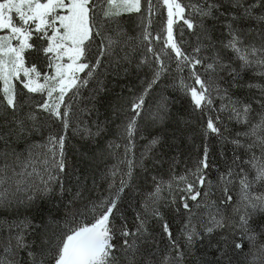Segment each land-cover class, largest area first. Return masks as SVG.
<instances>
[{"label": "snow or ice", "instance_id": "1", "mask_svg": "<svg viewBox=\"0 0 264 264\" xmlns=\"http://www.w3.org/2000/svg\"><path fill=\"white\" fill-rule=\"evenodd\" d=\"M162 3L167 9L166 38L157 52L152 47V34L148 30L151 17L156 13L153 0H0V106L6 107L13 115L15 127L10 129L9 134L22 137L29 132L25 118L17 115L24 106L17 99V83L26 90L24 103H29L33 95H40L43 99L35 104V108L61 126L58 133H48L45 143L30 145L27 156L17 154L15 149L0 153L5 159L12 158L11 164L5 162L0 166V211L14 212L21 207L43 211L40 201L61 197L60 203L50 201L53 209L49 210L47 217L58 231H50L47 224L42 231H38L33 218L27 215L0 221V229L6 232V236L0 238V264H186L198 241L210 238L214 232L225 228L234 229L232 235L239 237L231 241L235 250H242L246 240L253 264L256 261L264 264V241L258 242V235H264V223L258 226L259 233L253 227L256 218L264 216V0H187V3L162 0ZM142 12L146 14L139 17L141 25L147 21L142 42H148L147 52L152 54L158 66L143 93L131 105L134 115L123 125L121 135L128 141L124 146L125 156L133 152L145 97L167 71L164 57L172 59L173 53L177 71L182 72L187 67L189 77L194 81V84H188L181 78L179 88L190 97L194 110L207 116L203 129L205 138L214 134L233 145L231 164L218 175L215 184L207 173L210 167L207 144L202 158L191 172L195 182L187 183L186 176L179 177L180 181L186 182L180 191L187 193L180 198L187 213V220L179 232V238L184 241L183 248L158 207L160 193L165 184L172 188L171 181L151 177L153 191L145 196L144 211L136 214L132 227H129L118 207L122 195L131 185L134 169L140 167L147 171L143 161L159 143V138L152 139L139 163L127 159V172L121 176L119 187L115 182L119 169L113 167L109 173L112 177L108 185L109 195L91 202L87 211L73 207V202L82 198L81 191H77L67 202L62 199L66 192L71 191L65 187L64 176L61 175L67 172L65 147L69 131L82 140L93 141L105 131L104 124L93 121L90 125L82 118L72 127V102L80 97L81 89L88 85L104 58L119 43L109 33L114 31L117 37L122 34L120 17ZM208 21L213 22L211 27ZM217 23L223 30L222 39L218 41L212 36ZM176 24H181V33L185 26L197 33L198 43L193 49L196 55L190 56L182 50L174 37ZM111 25H116V28H111ZM248 37L253 39L248 40ZM155 39L159 41L161 37L157 35ZM34 40L42 43L37 45ZM93 45L97 48L94 63L88 59ZM209 48L213 50L212 56L201 58L199 54ZM222 50L232 54L227 63L221 55ZM30 52L44 58L45 71L36 63H28L26 53ZM141 63H148V60L144 59ZM198 66L208 74L207 79L202 77ZM85 72L82 77L80 74ZM220 73H226L227 79ZM245 76L251 78L245 80ZM220 80H225L227 87L222 86ZM98 83L101 84L97 90L99 93L104 89L103 82ZM238 89H246L247 94L242 98L235 96L233 90ZM217 100L220 102L218 106ZM94 110L93 105L91 109L81 111L88 113ZM167 111V103L162 102L151 114L152 119L162 122ZM212 112L217 115L213 117L209 114ZM221 113H227L228 121L240 126L230 140L218 127L223 120ZM26 119L32 122L31 131H39L34 112L28 113ZM0 141L7 144L3 136H0ZM113 147L119 148L120 145L110 142L108 148ZM35 149L41 151L36 152ZM38 157H43L41 163L47 173L46 179L35 166L34 158ZM29 168L31 171H28ZM33 176L40 177L42 187L34 181L29 182L28 178ZM233 185H238V200L235 203L230 194ZM205 186L207 190L202 193L200 189ZM214 187L223 193L219 204L231 205L237 220H231L225 215L227 207L218 206L217 201L210 198ZM201 196L205 199L200 200ZM189 200L197 202L195 209H205L201 220L202 231L192 221L196 213ZM175 202L173 198L172 203ZM53 210L63 211L62 226L51 214ZM89 214L92 220L85 223L84 218ZM117 216L121 220L119 226L116 224ZM148 216L162 221V232L169 242V252L159 261L154 248L156 242L148 228ZM34 235H39V242L35 238L29 239ZM117 237L119 243L115 242ZM223 241L225 251H221V257L226 256L227 237H223ZM195 264L210 262L200 259ZM226 264H232L230 256Z\"/></svg>", "mask_w": 264, "mask_h": 264}, {"label": "trees", "instance_id": "2", "mask_svg": "<svg viewBox=\"0 0 264 264\" xmlns=\"http://www.w3.org/2000/svg\"><path fill=\"white\" fill-rule=\"evenodd\" d=\"M182 2L187 3V0H182ZM153 4L156 7V13L151 17L152 23L149 29L155 32L160 25H156L153 22L154 20L158 23L161 21L162 16L157 11H162V5L160 0H153ZM142 14L146 13L124 14L120 17V30L122 34L117 37L114 31L109 33L119 43L114 45L111 54L104 58L101 67L97 70L94 77L89 80L88 85L81 89L80 97L72 102V127H75L82 118L84 122L90 125L93 121L104 124L105 131L96 137L94 141L82 140L79 136L72 135L71 131H69L65 147L67 172L61 175L64 176L65 187L71 191L66 192L62 199L67 202L72 199L77 191H81L82 198L74 201L73 207L87 211L91 206V202L99 201L101 198L109 195L108 185L112 180V177L109 175V170L114 166L115 158L120 161H125L117 165L119 172L115 177V182L116 186L119 187L121 176L127 172V159H133L136 163H139L141 155L149 149L152 139L159 138V143L151 149L148 157L143 161L147 171H143L140 167L134 169L131 185L122 195L118 207L126 218L129 227H132L136 214L138 212L143 213L144 211L143 200L145 196L153 191L151 177L157 176L165 182L171 181L172 188L169 189L165 184L160 194L161 200L158 207L164 220L168 222L173 236L177 237L178 243L183 248L184 241L182 238H179V232L187 220V213L182 208L180 198L186 196L187 193L180 191V189L185 187L186 182H195V177L191 175V172L195 170L198 161L202 158L206 144L209 148L208 163L210 165L207 173L209 179L215 184L218 175L225 172L231 164L233 145L220 140L214 134H209L205 138L203 129L206 127L207 116L195 111L190 97L185 95L179 88L181 78L188 84H194V81L189 77V69L187 67L182 72L177 71L173 53L172 59L166 58V61L164 60L167 65V71L153 85L145 97L144 108L138 120V130L134 137L133 152L125 156L124 146L128 141L121 135L123 125L131 118L130 116L134 115L130 110L131 105L143 93L145 87L152 79L153 70L158 66L152 54L147 52L148 42H142L143 28L147 24V21H145L144 25H141L139 17ZM212 23V21H208L210 27ZM110 27L115 29L116 25H111ZM184 28L183 33H181V26H175L174 37L181 45L182 50L187 54L191 51L190 56L196 55L192 52V48L194 46V40H196V44L198 43L197 33L187 30L186 26ZM222 31L221 25L217 23L215 30L212 32L213 39L216 41L222 39ZM156 36L154 35L152 37V44L156 45L159 50V48L163 47V40L157 41L155 39ZM163 38H165V35ZM252 39L253 37H248V40ZM33 43L40 45L42 42L34 40ZM97 43H99V40H97ZM204 43L207 44L208 41H204ZM166 51L171 52L170 49H166ZM96 52V45H93L88 55V59L93 63L96 58ZM212 54L213 50L209 48L202 51L199 56L201 58L204 56L211 57ZM221 55L224 57L226 63L232 56L230 52L223 50L221 51ZM145 56L148 58V63L142 65L141 61ZM26 58L28 63H36L42 71L46 70L45 60L42 56L30 52L26 53ZM233 66L235 67V65ZM200 69L202 77L207 79L208 74L204 72L202 67L198 66V70ZM80 75L83 77L86 75V72ZM220 76L225 77V80L227 79L226 73H220ZM250 78V76H245V80ZM225 80H220L219 82L222 86L227 87ZM99 81L103 82L102 87L104 90L98 93L97 90L101 88V84L98 83ZM233 91L235 96L241 98L247 94L246 89ZM17 92L18 101L24 104L17 115L25 118V124L29 128V132L25 133L22 137L10 135V129L15 127L12 123L13 115L6 107L0 106V136H3L7 140V144L0 141V153L15 149L17 154L23 153L24 156H27V149L30 145L45 143L48 133H58L61 126L58 122L49 118L46 113L38 111L35 108V104L41 102L43 97L33 95L29 103H24L27 99L26 90H23L21 86L17 85ZM162 102L167 103V115L162 122L155 121L152 119L151 114L157 111L158 106ZM219 103L217 100L216 105L218 106ZM93 105L95 106L94 111L88 113L81 111L85 108L91 109ZM144 111L147 113L144 114ZM30 112H34L37 116L35 123L39 131H31L32 122L26 119L27 114ZM214 113L209 114L215 117ZM220 115L223 117V120L218 124V127L221 128L224 136L230 140L240 130V126L228 121L227 113H221ZM225 126H227L226 131ZM110 142L119 144L120 147L109 149L108 145ZM35 151L39 152L41 149H35ZM21 158L23 159V156ZM34 159L37 170L46 179L47 173L44 172V166L41 163L43 157ZM5 162L11 164L12 158L5 159V157L0 155V166ZM28 171H31V168ZM181 176H186L187 181H180L179 177ZM173 177L176 179H173ZM28 179L29 182L34 181L36 185L42 187L40 177L33 176ZM231 188L230 194L233 196V203H235L238 200V185H233ZM205 190H207V186L204 189H200L202 193ZM222 196L223 193L219 188L214 187L210 198L216 200L218 206L222 208L227 207L228 211L225 215L231 220H237L238 217L233 214L231 205L225 206L219 204ZM173 198H175V204L172 203ZM204 199L203 196L200 197V200ZM60 200L61 197L54 196L49 198V200L40 201L39 203L43 211H37L35 209L29 210L23 207L14 212L0 211V221H11L27 215L33 218L37 230L42 231L46 224H51L47 219L49 210L53 209V203L50 201L60 203ZM188 203L196 213L192 217V221L197 226V229L202 231L201 220L205 209H195V203L197 202L189 200ZM177 208H179V211H177ZM51 214L62 226L63 211L56 212L53 210ZM147 219L149 231L156 242L154 248L157 250V260L159 261L163 255L169 252V242L162 232V221L153 219L151 216H148ZM91 220L92 216L90 214L84 218L85 223H90ZM120 223L121 220L117 216V226ZM262 223H264V216L257 217L254 221L253 227L257 233L260 232L258 226ZM51 231H58L57 226L54 225ZM233 231L234 229L229 228L220 229L214 232L210 238L198 241L196 247L193 249L192 255L186 260V264H195V261L200 259L206 260L210 264H226L227 257L229 256L232 258V264H253L250 245L246 240L244 241L242 250H235L231 241L233 239L238 240L239 237H234L232 235ZM4 236H6V232L0 229V238ZM223 237H227L225 257L220 256L221 251H225ZM33 238L39 242V235L29 237V239ZM260 241H264V235H258V242ZM115 242L119 243V237H117ZM21 255L24 256L25 254L21 253ZM255 264H260V262L256 261Z\"/></svg>", "mask_w": 264, "mask_h": 264}, {"label": "rangeland", "instance_id": "3", "mask_svg": "<svg viewBox=\"0 0 264 264\" xmlns=\"http://www.w3.org/2000/svg\"><path fill=\"white\" fill-rule=\"evenodd\" d=\"M161 1V5H162V11H157V12H159L160 13V16H162V18H161V21L158 23L156 20H154V22L153 23H155L156 25H160V27L155 31V32H153V30L152 29H148L150 32H151V34H152V37L154 36V35H159L160 37H161V39L160 40H163L164 38V35H165V38H166V31H165V28H166V19H167V9L163 6V3H162V0H160ZM181 26V24H176V25H174V28H175V26ZM185 29V28H184ZM196 40H194V46H193V48H192V52H193V49L196 47ZM186 45V44H185ZM152 47L157 51V52H159L160 51V49L161 48H159V50L157 49V46L156 45H154V44H152ZM188 52V51H187ZM190 52L191 51H189L188 52V54L190 55ZM192 54V53H191ZM166 58H169V57H167V56H165L164 57V60L166 61ZM144 59H147L148 60V58L145 56L144 58H143V60ZM142 64V63H141ZM145 64H147V63H145ZM145 64H142V65H145ZM199 71H201V69L199 70ZM201 73V72H200ZM17 85H19V83H17ZM20 86V85H19ZM145 113H147V112H145L144 111V114ZM214 113V112H213ZM215 114V116H216V113H214ZM131 117V116H130ZM114 153V152H113ZM232 157H233V155H232ZM115 164H114V166L117 168V165H120L121 164V161L120 160H118L117 158H115ZM113 166V167H114ZM113 167L112 168H110V170H109V173H110V171L111 170H113ZM111 177V176H110ZM161 194V193H160ZM48 225V228H49V230L51 231L52 230V228L54 227V225H51V224H47Z\"/></svg>", "mask_w": 264, "mask_h": 264}]
</instances>
